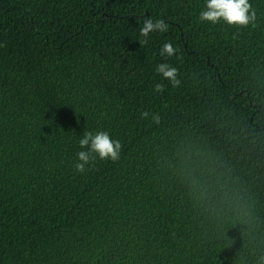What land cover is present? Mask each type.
I'll return each instance as SVG.
<instances>
[{
  "label": "trees",
  "instance_id": "obj_1",
  "mask_svg": "<svg viewBox=\"0 0 264 264\" xmlns=\"http://www.w3.org/2000/svg\"><path fill=\"white\" fill-rule=\"evenodd\" d=\"M249 2L240 27L200 21L205 0H0V264H264V0ZM149 18L167 31L141 45ZM84 131L120 159L77 172Z\"/></svg>",
  "mask_w": 264,
  "mask_h": 264
},
{
  "label": "clouds",
  "instance_id": "obj_2",
  "mask_svg": "<svg viewBox=\"0 0 264 264\" xmlns=\"http://www.w3.org/2000/svg\"><path fill=\"white\" fill-rule=\"evenodd\" d=\"M202 22H211L213 25L224 22L228 25L247 27L256 20V11L249 0H205V8L199 14ZM167 31V25L163 20L146 19L144 26L140 29V35L145 39L140 40V44H147V37L153 31ZM177 52L168 42L163 44L160 49L161 56H173ZM156 72L162 74V77L168 80L173 87L181 84L178 79V69L168 63H160L156 67ZM165 85L158 83L155 85V92L162 93ZM151 115L152 120L159 124L161 117L158 114H150L147 111L141 113L142 118L147 119ZM80 148L83 149L77 153V162L74 164L79 173H84L86 166L91 165L97 158L102 160H111L116 162L120 159L122 145L119 140H113L107 131H84L79 140ZM264 260V256L260 258Z\"/></svg>",
  "mask_w": 264,
  "mask_h": 264
}]
</instances>
